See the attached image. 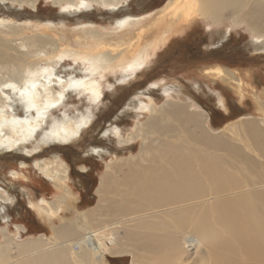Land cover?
<instances>
[{
	"label": "bare ground",
	"instance_id": "1",
	"mask_svg": "<svg viewBox=\"0 0 264 264\" xmlns=\"http://www.w3.org/2000/svg\"><path fill=\"white\" fill-rule=\"evenodd\" d=\"M0 1L31 8L37 3ZM52 1L62 14L70 15L93 5L118 9L128 2ZM227 10L252 32L264 35V0H169L156 11V21L151 25L145 24L147 16L121 19L116 31L137 25L140 29L134 38H121L113 45L103 42V35L91 30L92 24L74 26L73 30L85 31L84 47L80 49L61 44L59 39H48L39 33L48 29L41 25H30L37 33L15 40L24 35L25 29L0 20V153L17 150L29 142L69 92H84L92 102H98L103 91L100 80L94 78L102 79L108 72L121 71L123 75L141 70L161 45L170 43L171 33L188 30L196 19L219 21ZM154 28L153 34L146 36ZM88 36L95 40L88 44ZM260 37L253 41L255 46L263 44L264 50ZM33 47L38 51L31 52ZM50 49L62 61L66 57L81 61L93 77L60 78L52 68H39L41 58L50 57ZM211 66L203 70L207 77L229 84L236 80L232 86L243 92L244 78L231 73L240 71H226L231 69L219 64ZM218 103L226 107L224 99ZM199 108L195 102L173 99L160 106L153 101L136 105L141 116L146 115L144 123L137 122L135 132L127 137L120 128L113 133L122 147L141 138V150L121 159L115 156L117 160L107 165L96 189L98 204L81 211L74 221L57 226L54 244L44 237L17 244L20 260L11 263V257L2 255L0 264H108L106 253L133 254V264H196L203 258L208 264H264V219L258 210V203L264 202V128L249 117L234 126L235 131L210 134L206 129L209 116ZM16 110H21V118ZM90 116L65 117L51 126L42 142H68L88 126ZM229 133L232 135L227 137ZM236 137L238 144L234 146ZM34 152L26 150V154ZM37 165L42 173L64 185L56 184L64 192L53 200H42L40 209L51 219L63 210L71 195L66 184L69 169L58 158ZM0 201L7 203L9 199L0 193ZM222 229L236 244H228L220 235ZM3 232L6 242L0 250L10 252L14 241Z\"/></svg>",
	"mask_w": 264,
	"mask_h": 264
},
{
	"label": "rangeland",
	"instance_id": "2",
	"mask_svg": "<svg viewBox=\"0 0 264 264\" xmlns=\"http://www.w3.org/2000/svg\"><path fill=\"white\" fill-rule=\"evenodd\" d=\"M35 1V8L0 1V20L17 23L25 29L23 36L14 39L20 41L34 35L37 31L30 25H41L48 29L39 33L48 39H59L61 44L80 49L84 47L82 39L86 38L85 31L73 30L74 26L92 24L91 30L99 31L103 35V42L113 45L121 38H134L140 29V25H137L131 29L116 31L121 19L147 16L145 24L151 25L156 21V11L163 8L169 0H128L118 9L93 5L74 15L62 14L52 0ZM234 16L231 10H227L222 14L221 20L216 22L196 19L188 30L177 31L174 35L171 33L170 43L163 47L161 45L141 70L123 75L121 71L108 72L102 79L94 78L100 80L102 85L103 96L98 102H92L89 94L84 92H69L65 100L51 110L41 129L29 142L17 150L0 153V193L9 199L7 203L0 201V245L6 242L3 230L14 241L11 251L0 250V256L11 257V263H17L22 257L18 254L17 244L43 237L49 238L50 243L54 244L57 226L66 221H74L81 211L98 204L96 189L107 165L111 164L115 156L121 159L141 150V138L122 147L113 133L114 129L120 128L127 137L135 132L137 122L144 123L146 115L141 116V112L135 109L140 102L153 101L158 106L168 99L195 102L201 106L199 110L209 116L206 129L210 134L235 131L234 126L249 117L257 120L264 128L263 44L255 46L253 39L260 36ZM156 29H149L146 36L153 34ZM260 39L264 41V35ZM90 40L93 42L95 39L88 36V44L91 43ZM150 40L152 39H147ZM30 51L38 50L33 47ZM57 54L50 49V57L41 58L39 68H52L60 78L93 77L86 70L88 66L81 61H74L71 57L62 61ZM216 64L231 69L226 71H240L238 74L231 73L244 78L243 92L232 86L236 80L229 84L205 75L203 70ZM236 68L237 70H232ZM234 75L231 78H235ZM220 98L224 99L225 108L219 105ZM15 113L17 117H22L21 110H16ZM85 113L91 114L90 123L83 126L81 132L68 142H42V136L56 122L65 117L77 119ZM231 135L229 133L227 137ZM232 143L234 146L238 144L237 137ZM34 149L36 152L26 154V150ZM57 158L68 166L69 179L66 184L72 196H68L63 210L50 219L40 209L44 204L42 200H53L56 195L64 192L56 184L64 185L42 173L37 162ZM81 166H85L86 170ZM258 210L264 219V202L258 203ZM24 227L27 229L23 230ZM219 232L228 244H236L234 238L223 229ZM120 234L124 232L121 231ZM135 253L138 254L137 251ZM205 253L208 255L206 249ZM105 260L108 264H133L134 257L130 253L116 256L106 253ZM196 264L208 263L203 258Z\"/></svg>",
	"mask_w": 264,
	"mask_h": 264
},
{
	"label": "flooded vegetation",
	"instance_id": "3",
	"mask_svg": "<svg viewBox=\"0 0 264 264\" xmlns=\"http://www.w3.org/2000/svg\"><path fill=\"white\" fill-rule=\"evenodd\" d=\"M81 167H83L84 168V171L86 170V167L85 166H81ZM84 199V198H83Z\"/></svg>",
	"mask_w": 264,
	"mask_h": 264
}]
</instances>
